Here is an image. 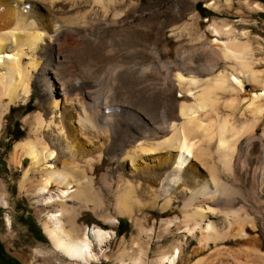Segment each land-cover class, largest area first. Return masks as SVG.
<instances>
[{
    "label": "bare ground",
    "instance_id": "bare-ground-1",
    "mask_svg": "<svg viewBox=\"0 0 264 264\" xmlns=\"http://www.w3.org/2000/svg\"><path fill=\"white\" fill-rule=\"evenodd\" d=\"M109 1L91 0L101 5L102 19L87 23L85 14L94 4L86 0H0V97L6 99L0 101V134L4 115L28 99L31 85H40L43 95V109L24 119L28 135L14 144L8 158L22 171L20 186L31 185L44 216L49 244L37 249L40 261L98 264L109 259L116 231L101 223L80 225L76 217L89 209L104 222H118L93 179L111 159L120 167L116 176L123 190L116 193L115 206L121 215L132 218L145 207L161 216L172 213L162 217L158 229L155 223L137 226L139 236L149 239L134 255L117 253V264H182L226 238H235L240 249L227 257L218 250L202 264H264L257 250L264 238V124L255 135L264 120V76L251 66V45L241 39L246 33L237 35L226 22H212L217 37L209 49L195 48L184 66L161 70L159 83L152 76L160 49L147 38L153 28L137 26L144 13L130 12L141 0H121V11L111 16ZM108 17L114 27L107 30ZM64 23H84L67 31L87 39L84 47L70 51L79 69L73 79L58 71L69 55L46 54ZM166 43L163 37V52ZM53 78L64 85L60 91ZM247 82L260 90L247 92ZM221 98L225 111L220 115ZM252 141L260 151L251 167ZM102 173L101 184L112 187ZM0 202L5 203L2 195ZM168 235L176 240L165 249L157 246L151 257V239ZM184 238H197L200 250L185 256Z\"/></svg>",
    "mask_w": 264,
    "mask_h": 264
},
{
    "label": "rangeland",
    "instance_id": "rangeland-1",
    "mask_svg": "<svg viewBox=\"0 0 264 264\" xmlns=\"http://www.w3.org/2000/svg\"><path fill=\"white\" fill-rule=\"evenodd\" d=\"M86 1L87 3L94 4L91 0ZM111 1L108 2L106 7L107 12H110V16L113 10L121 11L123 5L121 0ZM209 1L211 0H141L137 6L131 8V13H144L139 18L137 17V26L148 24L149 27L153 28L147 38L154 43V46L156 44L157 51L160 49L155 74L152 76L155 82L160 83L159 72L161 70L165 71L169 69L168 67H173L174 64H183L184 66V63L193 59L196 49L207 51L209 45L212 43L211 41L217 37L210 24L212 22L221 23L223 21L232 26L237 35L242 31L246 33V35L241 36V39L248 40L251 45L250 48L255 57V59L250 60L251 64L253 63L251 66L259 70L261 75L264 76V0H230V3H226L225 0H214L215 4L212 6L207 5ZM93 17L102 19V7L98 3L93 5L91 12L85 14L84 21L86 20L85 22L87 23L94 21ZM104 22L107 24V27H105L107 30L114 27V24H111L110 17L104 19ZM77 25H84V23L62 24L60 26L61 36H59L53 45V50H46V54L53 52L55 56L59 58L63 56L66 59L67 55L70 57L71 50L74 51L75 49L84 47L87 39L68 32L70 27L76 28L78 27ZM163 37H165V41L167 42V52H163L160 47ZM143 42H146L145 38ZM221 68L222 66L219 70ZM78 70L74 58L70 57L69 60L63 63L62 69L58 71L60 72V77L73 79L79 74ZM60 82L56 78H53L55 90L60 91L64 87L63 84L60 85ZM246 87L247 92L255 89L257 91L260 90L259 87H256L251 82H247ZM180 95L179 93L175 94L177 98L181 97ZM238 99H236L238 101L236 111H239L242 107V102H239ZM1 100L6 99L5 97H0ZM42 100L41 86L33 84L31 85L28 99L25 102L19 101L11 105L9 112L2 119L3 124L0 134V195L3 196L5 203L0 202V264H42L37 249H39L40 245L45 246L49 244V240L42 227L44 216L40 209H38L37 198L31 193V185L26 183L24 187H21L22 171L14 166H10L8 163V158L13 151L14 144L25 138L30 130L29 125L24 123V119L31 113L43 109ZM222 102L223 98L220 99L218 106L220 115L225 111ZM241 120L242 118L237 113L236 123H239ZM263 124L264 120L257 127L255 135L261 133ZM249 146L248 156L250 155L249 159L253 163L252 167L258 164L256 154L260 151V148L253 141ZM119 170L120 167L117 161L106 159V163L100 169H96L97 175L93 177L95 181L94 186L102 191V197L106 203L109 215L117 218L118 222L115 224L104 222L89 209H82V213L76 217V222L80 225L85 223L92 226L93 224L101 223L103 227L116 231V237L111 239L112 242L109 245V259L102 258V263L98 264H117L115 260L117 253H120V255L121 253L136 254L139 243L149 239L144 238L143 234V237L142 235L139 236L138 227L141 226L147 229L155 223L156 229H158L162 217L165 218L172 215L168 211L167 216H161V213L157 209H149L147 207L135 210L132 218L127 215H121L115 206L116 193L123 190L121 184L117 183L116 172ZM101 173L107 176V180L112 184V187L109 188L103 183L101 184L99 181ZM33 179L36 180L37 178ZM139 196L142 201L146 202V198L142 193H139ZM261 199L264 201V196ZM247 211L249 213L253 209L248 208ZM180 216L182 217V215ZM7 218L9 222L6 221ZM135 218L138 219L136 224L134 222ZM171 236L168 235L165 238L154 237L151 239V257L155 255L157 246L165 249L174 242L173 239L176 240V238H169ZM234 239L226 238L225 241H220L217 246L212 245L211 248H204L199 253L189 256L182 264H202L205 258L217 253L218 250L222 256L227 257L228 253L236 252V250L240 249L238 248L240 246L234 242ZM183 244L185 245V256L190 255L193 249H198L199 247L198 250H200L197 238H184ZM257 250L264 255V238L262 244L257 247Z\"/></svg>",
    "mask_w": 264,
    "mask_h": 264
}]
</instances>
